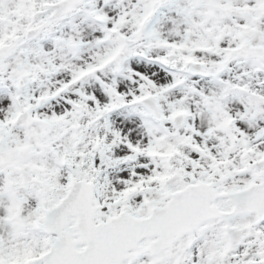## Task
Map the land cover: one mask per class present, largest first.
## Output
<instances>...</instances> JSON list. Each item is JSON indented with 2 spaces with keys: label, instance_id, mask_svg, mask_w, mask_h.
<instances>
[{
  "label": "snow or ice",
  "instance_id": "1",
  "mask_svg": "<svg viewBox=\"0 0 264 264\" xmlns=\"http://www.w3.org/2000/svg\"><path fill=\"white\" fill-rule=\"evenodd\" d=\"M0 264H264V0H0Z\"/></svg>",
  "mask_w": 264,
  "mask_h": 264
}]
</instances>
